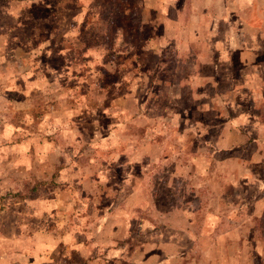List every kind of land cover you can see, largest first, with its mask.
<instances>
[{
  "label": "rangeland",
  "instance_id": "obj_1",
  "mask_svg": "<svg viewBox=\"0 0 264 264\" xmlns=\"http://www.w3.org/2000/svg\"><path fill=\"white\" fill-rule=\"evenodd\" d=\"M8 1L0 260L264 264V0Z\"/></svg>",
  "mask_w": 264,
  "mask_h": 264
},
{
  "label": "crops",
  "instance_id": "obj_2",
  "mask_svg": "<svg viewBox=\"0 0 264 264\" xmlns=\"http://www.w3.org/2000/svg\"><path fill=\"white\" fill-rule=\"evenodd\" d=\"M7 3H9V5H10L9 12L12 14L11 16H14L15 14H17L19 12V8H20L19 4H20V2L18 0H9ZM15 8H17V11L13 13V10ZM61 13H63V10H61ZM3 14H4V11H3ZM74 19H76V18H74ZM257 117L260 118L259 116H257ZM260 124L261 125H264V123H260ZM1 228H2V225H0V230H1ZM6 260L7 259L0 260V264H5L6 263Z\"/></svg>",
  "mask_w": 264,
  "mask_h": 264
}]
</instances>
